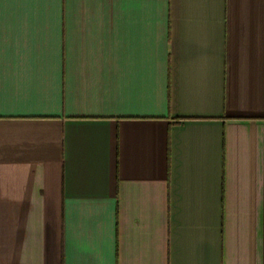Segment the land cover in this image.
<instances>
[{
	"label": "crops",
	"instance_id": "1",
	"mask_svg": "<svg viewBox=\"0 0 264 264\" xmlns=\"http://www.w3.org/2000/svg\"><path fill=\"white\" fill-rule=\"evenodd\" d=\"M0 264H264V0H0Z\"/></svg>",
	"mask_w": 264,
	"mask_h": 264
}]
</instances>
